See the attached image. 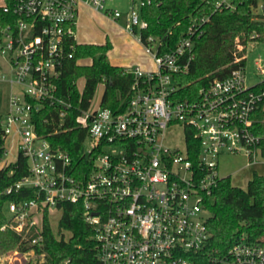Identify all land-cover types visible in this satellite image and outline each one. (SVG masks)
Returning a JSON list of instances; mask_svg holds the SVG:
<instances>
[{"label": "built area", "instance_id": "built-area-1", "mask_svg": "<svg viewBox=\"0 0 264 264\" xmlns=\"http://www.w3.org/2000/svg\"><path fill=\"white\" fill-rule=\"evenodd\" d=\"M107 1L4 0L0 82L9 83L11 93L0 125L4 141L12 138L18 155L28 162V174L5 193L33 192L32 199L6 204L7 225L22 234L35 224V216L42 218L51 209L62 212L64 203L78 204L94 231V264H264V246L244 236L225 253L208 248L205 200L221 179L220 158L243 152L250 165L259 163L260 139L252 124L264 100V91L246 85L245 67L179 98L181 78L194 59L195 38L209 18H193L176 45L162 52V38L142 35L148 23L140 9L127 13V30L155 68L126 69L134 80L123 112L104 107L95 95L79 105L75 121L86 133L84 169L77 171L70 154L37 133L34 116L43 103L71 108L56 95L75 57L80 5L114 20L122 17ZM214 4L219 11L235 8L233 0ZM256 11L263 14L264 0H257ZM257 65L264 75V66ZM58 116L61 127L66 113ZM188 131L199 143L196 163L188 151ZM176 137L181 144L172 143Z\"/></svg>", "mask_w": 264, "mask_h": 264}, {"label": "trees", "instance_id": "trees-1", "mask_svg": "<svg viewBox=\"0 0 264 264\" xmlns=\"http://www.w3.org/2000/svg\"><path fill=\"white\" fill-rule=\"evenodd\" d=\"M7 3L10 0H5ZM141 17L148 23L142 30L144 37L155 35L163 39L161 51L171 50L187 30L193 18L207 17L203 33L195 38L194 59L188 73L181 78L179 98L196 94L198 89L215 78H226L233 71L245 67L249 42H264V12L256 11L257 0H233L234 9H215L214 0H141ZM0 6V20L5 17ZM243 46V50L238 49ZM111 44H78L75 57L64 70L59 82L57 97L71 104V108L56 103H43L35 113L34 123L39 135L45 137L54 148L61 149L72 157L77 171L85 168L83 141L85 131L76 125L78 107L85 106L94 97L99 85H105L102 105L116 113L126 110L130 87L134 77L126 69L110 64L108 52ZM90 64H80V60ZM240 59L237 63L236 60ZM85 79L83 92L78 81ZM255 91H264V80L253 86ZM81 102V103H80ZM66 117L59 127V113ZM1 119V116H0ZM252 130L259 137V148L264 158V100L253 115ZM60 131L56 133V130ZM199 143L187 133L190 158L196 163ZM6 155L3 131L0 125V162ZM28 174V162L21 154L14 163L0 168V256L17 249L20 252L34 250L44 255L41 264H94L97 243L92 226L85 219L82 207L64 203L60 206L62 216L58 229L60 239L53 233L47 213H44L40 233L23 238L10 228L5 215L10 201L32 199L33 192L22 190L6 194L20 179ZM208 211L207 227L211 234L208 248L225 253L241 237L249 243L264 246V175L254 174L247 188L232 185L230 178L218 180L210 196L205 200ZM64 232L70 233L65 239ZM40 243L32 244L36 238Z\"/></svg>", "mask_w": 264, "mask_h": 264}, {"label": "rangeland", "instance_id": "rangeland-1", "mask_svg": "<svg viewBox=\"0 0 264 264\" xmlns=\"http://www.w3.org/2000/svg\"><path fill=\"white\" fill-rule=\"evenodd\" d=\"M141 0H108L106 5L110 8L116 9L123 13L121 23L127 20V13L134 8L135 11H139ZM4 4V0H0V6ZM81 10V9H80ZM104 13H93L89 9H85L82 14L77 17V40L79 43L93 44V45H106L111 44V49L108 52V59L110 64L119 65L123 61V58L130 56L127 52L130 50L129 45L118 35L117 27H114L108 19L102 15ZM119 22V23H120ZM140 54L147 60L146 67L148 70H154L155 66L153 61L145 54L143 50H140ZM246 85L248 87L256 86L264 80V75L258 71V62L264 66V42H249L246 51ZM80 64L88 65L90 60H80ZM80 92H83L85 87V79H80L77 83ZM105 86L99 85L95 94V100L100 101L104 95ZM11 93L10 84L7 82H0V116H4L9 110V98ZM177 140V141H176ZM181 144V138L176 137L174 142ZM6 155L3 162L14 163L18 157V151L15 147V143L12 138H8L5 141ZM259 163L256 165H250V160L245 153L237 155H223L219 161L218 175L220 178H230L232 185L246 189L248 182L253 178L254 174L264 175V158H258ZM5 215L10 218V214L5 209ZM44 216V215H43ZM62 216V212L57 209H51L47 213L48 220L50 222L53 233L60 239L58 224ZM35 224H28L22 233L23 238H28V235L34 233H40L42 230L43 217L40 215L35 216ZM11 228V227H10ZM65 239L70 238L69 232H64ZM39 241V238H36ZM33 244V242H32ZM41 246V240L40 244ZM44 255H38L34 250L28 252H20L17 249L11 250L2 256H0V264H41L44 260Z\"/></svg>", "mask_w": 264, "mask_h": 264}, {"label": "crops", "instance_id": "crops-1", "mask_svg": "<svg viewBox=\"0 0 264 264\" xmlns=\"http://www.w3.org/2000/svg\"><path fill=\"white\" fill-rule=\"evenodd\" d=\"M81 9V10H80ZM85 9H89L90 11H92L93 13H100L99 11H96L95 9H93L92 7H90L89 5L86 4H81L79 7V18L80 15L82 14V12ZM104 18L108 19L109 22L114 26L117 27V31L119 33V37L122 38L125 42L128 43L130 50H128L127 52L129 53L130 56H126L123 58V61L121 62V64L119 65H114V66H119V67H123L125 69H133V68H141L144 71H147V67H146V58L144 56H142L140 53V50H143L142 45L140 44L138 38L130 33L127 28V22H128V18L127 20L123 21L122 23L119 21L121 19V17L117 20H114L112 18L107 17L105 14L102 15ZM120 22V23H119ZM78 42V40H77ZM78 44H84V43H79ZM4 161V160H3ZM0 162V168L4 167L5 165H8V162Z\"/></svg>", "mask_w": 264, "mask_h": 264}]
</instances>
